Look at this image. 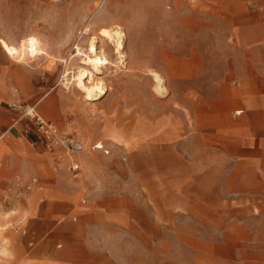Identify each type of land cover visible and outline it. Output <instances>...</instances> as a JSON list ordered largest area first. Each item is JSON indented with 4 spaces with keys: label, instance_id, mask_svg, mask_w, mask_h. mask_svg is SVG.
<instances>
[{
    "label": "rangeland",
    "instance_id": "374dc122",
    "mask_svg": "<svg viewBox=\"0 0 264 264\" xmlns=\"http://www.w3.org/2000/svg\"><path fill=\"white\" fill-rule=\"evenodd\" d=\"M109 25L124 62L87 102L62 73ZM0 55L29 72L5 107L37 103L84 146L48 152L28 120L0 140V182L16 181L0 264H264V0H0ZM11 156L32 168L10 171ZM33 177L42 192L25 190Z\"/></svg>",
    "mask_w": 264,
    "mask_h": 264
},
{
    "label": "bare ground",
    "instance_id": "6f19581e",
    "mask_svg": "<svg viewBox=\"0 0 264 264\" xmlns=\"http://www.w3.org/2000/svg\"><path fill=\"white\" fill-rule=\"evenodd\" d=\"M124 37L125 34L119 25H109L101 27L93 33L87 39L85 48L77 44L74 47V54L69 56L70 61H78L77 66L74 69H66L62 73L61 84L64 89H69L72 85L87 102L95 101L106 95L108 93L106 82L99 75L104 74L103 70L110 69L108 65L123 64L125 58ZM110 56L114 57L115 61H111ZM148 75L154 91L158 95L163 94L166 89L162 77L154 71H150ZM4 230L5 228L0 226V232ZM5 252L0 248V255H5Z\"/></svg>",
    "mask_w": 264,
    "mask_h": 264
},
{
    "label": "crops",
    "instance_id": "0c3cea01",
    "mask_svg": "<svg viewBox=\"0 0 264 264\" xmlns=\"http://www.w3.org/2000/svg\"><path fill=\"white\" fill-rule=\"evenodd\" d=\"M7 57L11 61H13L9 56H7ZM21 73L28 76L29 72L27 70H25V68L13 70L12 65L8 62V60L0 55V126H2V125L5 126L6 124L11 123L10 126L8 127L7 131H5L3 137L8 134V132L12 129L11 126H13V123H15L18 119V115H15L10 110H8L5 107V105L14 97V95H12V92H11L12 88L20 86V82H19V80H17L16 77H17V75L20 77ZM37 105L38 104L36 103V104L31 105V106H34L35 111L37 112L38 115H40L38 113V111L36 110ZM237 113H240L239 115H241V114H243V110L235 111V114H237ZM41 117L44 118L43 116H41ZM45 120H47V119H45ZM47 121H49V120H47ZM49 122H51V121H49ZM12 145H13V142L10 141L8 136H7V138L1 143V146H0L1 147L0 148V158L7 155L10 152V150L13 148ZM9 161H10V171L14 170V167L16 165H18L24 171L32 168L31 163H28V161L26 159H22L18 162L17 156H11ZM15 163H16V165H15ZM0 166H1V162H0ZM33 178H36V177H33ZM33 178H31V179H33ZM29 182H28V184H29ZM15 184H16L15 180L11 181V182H6V181L0 182V188H1L0 201L5 207L11 206V204H13V200L10 197L11 196L10 193L12 192V189L15 186ZM31 190L32 191L37 190L39 192H42L43 191L42 183L37 179V184L35 186H32L29 191H31ZM33 194H34L33 195L34 198L31 196L32 200L37 199V197L40 194L45 195V193H38V192L33 193ZM35 194H36V197H35ZM40 202H43V199H41ZM33 209H34V205H33V203H30L26 209L22 210V215L24 217L28 216ZM11 212H13V211H11ZM5 225H6L5 223L0 224V226L5 228L4 231H6V229H7V226H5ZM4 231L0 232V241L3 242V243L0 242V248L6 252H5V255H0V257H6L9 255V251H7V250H9L8 249L9 248V246H8L9 240L7 238L5 239V237H3ZM31 245H32V242L29 243V246H31ZM6 247H7V249H6ZM58 247H60V246H58Z\"/></svg>",
    "mask_w": 264,
    "mask_h": 264
},
{
    "label": "built area",
    "instance_id": "2783aa9c",
    "mask_svg": "<svg viewBox=\"0 0 264 264\" xmlns=\"http://www.w3.org/2000/svg\"><path fill=\"white\" fill-rule=\"evenodd\" d=\"M11 110L16 111L18 113V119L15 122H21L22 120H28L30 123H34L35 129L38 132V140L39 143L46 149L48 152H54V150L62 151L66 156H74L80 154L84 151V146L78 141L67 138L65 136L59 135L57 127L42 118L35 111L34 106L30 105H18L12 104L10 105ZM237 113L236 115H239ZM13 124V126L15 125ZM11 126V128H13ZM5 132L0 131V140L2 139ZM92 150L96 151H104L105 154H108L107 150H104L103 145L100 143H96L92 146ZM73 178L78 176L79 165L76 161H73L69 168ZM37 184V179L33 178L30 180L29 184L25 186V190L29 191L32 186Z\"/></svg>",
    "mask_w": 264,
    "mask_h": 264
}]
</instances>
